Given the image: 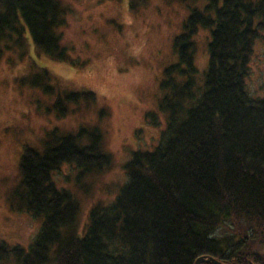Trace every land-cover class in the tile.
I'll return each instance as SVG.
<instances>
[{"label": "trees", "instance_id": "trees-1", "mask_svg": "<svg viewBox=\"0 0 264 264\" xmlns=\"http://www.w3.org/2000/svg\"><path fill=\"white\" fill-rule=\"evenodd\" d=\"M149 1L126 0L127 9ZM185 4L189 11L172 38L176 59L158 78L164 124L156 145L132 153L117 194L96 202L79 230L73 192L58 187L53 174L62 164L81 172L106 164L99 138L78 126L74 133L51 130L40 148L23 145L8 203L40 226L27 246L0 241V264H194L199 256L264 264V95L246 87L264 0ZM66 9L63 0H0V57L8 54L10 63L21 58L38 70L36 58L83 66L61 44ZM199 27L208 30L201 80L194 61ZM40 70L19 80L53 93L60 84ZM54 94L56 110L61 104L65 110L63 100L96 99L83 89ZM153 114L144 117L157 124Z\"/></svg>", "mask_w": 264, "mask_h": 264}, {"label": "rangeland", "instance_id": "rangeland-1", "mask_svg": "<svg viewBox=\"0 0 264 264\" xmlns=\"http://www.w3.org/2000/svg\"><path fill=\"white\" fill-rule=\"evenodd\" d=\"M63 2L67 9L59 28L61 44L69 49L70 56L83 61V66L36 58L38 70L21 58L13 57L15 63H10L8 54L0 57V241L10 245L27 246L40 226L39 219L11 209L8 203L19 178L22 146L40 148L51 130L74 133L78 126L97 135L101 150L109 155L106 164L86 172L74 164H62L53 174L58 187L73 192L78 205L77 229L83 227L90 208L98 201H111L125 182V163L132 153L156 145L164 124V115L157 108L158 78L163 66L176 59L172 38L182 29L189 11L185 3L201 8L206 0H150L134 12H129L126 0ZM257 32L246 87L252 94L262 96L264 25ZM207 42L208 30L199 27L194 35L198 80L207 65ZM40 68L60 84H55L54 92L89 90L95 101L63 100L65 110L59 107L63 104L54 105L57 110L51 108L54 92L45 93L19 80L27 73L40 72ZM148 111H154L157 124L145 119ZM88 141L82 138V142Z\"/></svg>", "mask_w": 264, "mask_h": 264}, {"label": "water", "instance_id": "water-1", "mask_svg": "<svg viewBox=\"0 0 264 264\" xmlns=\"http://www.w3.org/2000/svg\"><path fill=\"white\" fill-rule=\"evenodd\" d=\"M202 261H206V262H211L212 264H224L221 261H219L218 259L214 258V257H203V256H199L195 259L194 264H199Z\"/></svg>", "mask_w": 264, "mask_h": 264}, {"label": "bare ground", "instance_id": "bare-ground-1", "mask_svg": "<svg viewBox=\"0 0 264 264\" xmlns=\"http://www.w3.org/2000/svg\"><path fill=\"white\" fill-rule=\"evenodd\" d=\"M253 96H258V95H253ZM203 262V261H202ZM202 262H200L199 264H201Z\"/></svg>", "mask_w": 264, "mask_h": 264}]
</instances>
